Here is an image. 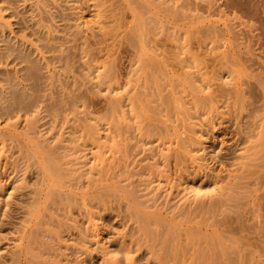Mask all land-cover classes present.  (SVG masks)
Wrapping results in <instances>:
<instances>
[{
    "label": "rangeland",
    "instance_id": "rangeland-1",
    "mask_svg": "<svg viewBox=\"0 0 264 264\" xmlns=\"http://www.w3.org/2000/svg\"><path fill=\"white\" fill-rule=\"evenodd\" d=\"M120 2V0H0V16H4L5 23L8 24L7 29L5 27L0 29V111H3L2 113L6 112L2 103L4 102V95L9 99L8 91L11 90L12 92L14 89L17 96L22 97L24 95V102L25 105L28 103L29 111L27 114H18L17 132L24 135L27 132L26 129L28 131L31 129L29 131V133L31 132L30 138L36 141L39 140L46 146L47 150L53 149L59 156V160L56 159L58 166L61 165V162L66 163L73 160V163H75L79 161L84 164L82 171L81 168L79 171L88 175L89 173L87 174L85 171H88L92 166L97 169H105L108 165H112L108 161L110 162V158H112L113 144L109 139L111 133L107 127H109L110 122L111 104L115 99L114 94L116 98L120 95L125 98L127 92L124 89L134 88L136 90L134 92L140 94V97L143 95L141 92L138 93L139 90L144 91L143 94L147 93L144 98L146 99L148 93H151L152 90L155 93V88L159 86L161 90H157L161 93L158 94L157 90L155 94L152 92L151 97L155 95L156 98L154 99L153 96L151 99H147L146 103L155 109L160 107L162 112L156 116L157 119L163 120V116L167 115L172 117L173 120L172 106H168L170 101H166L170 98L168 95H171V90H178L177 92H179L182 88L179 83L186 81V75L192 74L190 77L195 81V86L204 89V94L210 91L207 93L208 97L203 98L196 107L191 103L190 96L183 93H177L174 96L183 104L181 107L183 106V109H186H184V112H187L188 118L185 119V126L189 127V131L186 133L192 138L185 158L178 162V165L171 159L166 161L164 153L162 154L157 149L158 145L156 143L142 145L139 142V131L137 129L134 128L132 133L124 136L126 144L131 148L129 149L131 159L129 156L128 162L135 163L137 168L141 166L143 169L144 167L148 168V170L141 171L140 178L139 175L129 178V182L133 183L134 196L139 197L138 201L142 203L155 200L154 205L159 214L166 215L168 207L177 203L178 200H180L179 203L185 202V200L191 202V199L193 201L197 196L208 200L217 195L218 192L212 188L214 179L210 176L225 179L224 181H228L229 184H227L228 182L225 183L230 185V187H227L230 188L229 192L235 191L232 188L235 186L232 185L233 177L236 175L237 157L239 150L242 148L240 143L250 133L252 116L249 118L246 112L240 114L238 109V112L235 110L234 101L236 100L232 95L234 87L233 84L229 85L230 79L226 77L228 75L226 65L212 59L213 55L205 49V45L203 46L202 43L199 42L201 46H197L198 41L195 38H193L195 45L190 44L189 49L191 50L186 51L188 52L186 53L185 49L178 48L177 50L173 38L164 33L154 35V33L149 32L150 35L147 34V37L150 38V42L146 43V47L144 46L145 50L143 48L142 51H139L138 43H132V41H136L135 36L129 32L130 30L127 27L131 17L129 18L127 10L123 9ZM120 23L122 27L119 26ZM129 37L132 38V41ZM193 39L191 40L193 41ZM139 52H143V56H146L144 58L146 60L150 59L151 62L150 60H144L143 56L141 58L143 53H140V55ZM216 52L219 53L218 50ZM189 54L192 55V58ZM23 55L27 57L29 63L20 58ZM139 66H144L143 69L140 68V71L143 70L142 73L145 72V75H147L145 69L149 67L147 72L152 75L142 76L136 69H139ZM151 68L154 69L150 70ZM153 72L155 73L153 74ZM108 75L111 76L107 78ZM104 76L105 81L102 80ZM152 76L153 78H150ZM111 77L114 79L111 80ZM145 77H147V80ZM136 78L139 80L135 81ZM8 80L12 81L11 86L8 84ZM157 80L160 85H157ZM111 81L113 83L109 84ZM144 81L146 85H143ZM149 81H152L151 86L148 85V83L150 84ZM106 82L109 83L106 84ZM124 83L128 84L129 87L124 88L126 86ZM130 85L133 88H130ZM138 85L140 86L138 87ZM143 86L145 87L142 88ZM153 86H156L155 90ZM114 88L117 90H114L116 92L113 91ZM231 91L232 94H230ZM130 94L132 93L130 92ZM156 94L162 97L158 98ZM160 98L162 100H156ZM142 103L140 105L146 104L144 101ZM13 122H15V119L0 123V264H10L11 254L15 251L14 249L20 246L22 241L23 230L29 218V210L34 207L32 201L36 200L40 193V198H42L41 196L44 195L46 190L42 175L33 171L36 170V165H34L35 159L32 158L29 152V145L23 142L22 137L15 141L6 136L4 132L8 125ZM25 122L27 127H25ZM131 124L134 126L133 122ZM91 130L98 133L96 138H93L92 134L86 135V133H92ZM107 130L109 133H107ZM127 137H130V139ZM115 142L119 141L115 139ZM136 153L137 157L135 156ZM94 155L95 157L97 155V158H102L103 162L101 160L99 162L94 161ZM132 155L134 156L132 157ZM134 157L137 160L139 158L140 160L143 159L139 160L141 162H139V166ZM133 159L137 162H133ZM32 163L34 167L29 165ZM72 167L74 166L69 169H75L77 166ZM135 167L130 165L128 169L129 171H132L131 169L136 171L137 168L135 169ZM64 168L65 166L62 169ZM60 172L62 171H58V173ZM63 172L68 174V172ZM230 175H232L230 179L233 178V180L229 179ZM83 177L85 176L79 179L81 187L86 183V179L84 180ZM235 182L237 183V181ZM43 183L45 185H42ZM226 184L222 183L219 187L223 188ZM235 185L237 186V184ZM68 188V190L74 189L73 193L81 192V189L77 190V187L74 186L72 189L71 187ZM262 192H264V187L256 193L262 194ZM166 203H169V205ZM251 203L248 204L247 209H251L252 206L249 207V205H252ZM150 204L151 202L143 204L141 208L153 211V209L148 208ZM55 205L53 206L54 210L57 207ZM71 205L73 206V203ZM73 208L74 215L72 218L77 223V229H81L79 230L82 233L83 241L71 236L68 238L71 240L66 243L67 250H65V253L69 255L70 259H76L75 261L79 264H100L101 256L97 248L99 246L103 248L113 247L119 237L124 234V230H127V227L132 228L137 225V223L135 224V217H133L134 215L137 218V215H131L127 212L123 204L120 207L114 204L111 207L106 206L101 209L91 208L89 210L96 217L95 222L92 221L95 224V235L98 236L95 239L100 243L96 245V240L94 239V241L89 237L91 233L83 231L84 228L86 229L85 221L87 220L85 211L81 205H75ZM64 212L65 210L61 212L60 209L59 214L61 213V217L54 215V219L52 218L53 220H50V223L55 225L52 222H60L63 219L62 223L71 224L64 217L66 214ZM218 212L215 213L214 223L212 222L214 216L210 218L212 220L208 221L209 224L207 223L206 230L211 231L214 229L217 231V234L222 236L223 242L224 238L235 241L234 245H230L233 242H228L227 239L225 246L228 243V247L238 246L239 251L243 249V246L248 251H254L249 248V245L260 243L257 242V237L259 234L263 237L261 234L264 230L263 223H260L262 228L260 225H257L258 228L260 227L259 229L255 227L257 231L261 229V233L257 232L256 229V232L249 231L248 228L254 229L258 221H263L262 215H259V220L255 216L246 217L249 215L247 213L245 214L246 218H242L243 221L240 218L237 220L239 214H237V208L234 207L232 202H227V207L219 209ZM261 213L263 214L262 211ZM216 215L220 216L217 217ZM128 216L131 217V220L133 219L132 222ZM246 219L249 221L247 222ZM209 225L215 226L216 229L215 227H209ZM48 228L51 230L50 227ZM245 230H248L249 233ZM251 232H254L255 235ZM256 233L259 234L256 236ZM86 234H89V238ZM246 234H249V236ZM241 235L244 237L242 238ZM262 237H260V240ZM244 239H247V242H253L247 243ZM240 240L247 245L241 243ZM198 244L201 246L200 248ZM198 244L199 249L205 247L202 240ZM253 246L258 247V245ZM259 246H264V242ZM214 249L216 248L212 247V251ZM229 249L230 247L228 249L225 247L222 249L224 251L221 250L220 252L224 254L227 252V255L230 252L232 260H236L237 254H233L231 251L236 249L237 252V248L234 250H232L233 248ZM258 249L261 251L260 248ZM144 250L145 247L142 248L143 257L139 264H147L148 257H146ZM259 250H256V252ZM215 251L218 254V249ZM257 255H260V253H257ZM233 262L235 264L236 261H232L231 264Z\"/></svg>",
    "mask_w": 264,
    "mask_h": 264
},
{
    "label": "bare ground",
    "instance_id": "bare-ground-1",
    "mask_svg": "<svg viewBox=\"0 0 264 264\" xmlns=\"http://www.w3.org/2000/svg\"><path fill=\"white\" fill-rule=\"evenodd\" d=\"M120 1L123 9L127 10L129 18L131 17V21L129 23L127 22L129 24V26L127 24V27L130 30L129 32L136 37H134L136 41H132V38H129L131 39L132 43H138L137 46L139 48H137L139 51H142L143 48L145 50L146 43L150 42V38L147 37V34L150 35L149 32H151V34L154 33V35L164 33L169 34L173 38V43H175L174 45L176 46L177 50L178 48L182 50L185 49V52L191 50L189 49L191 47L190 44L195 45V43H193L195 42L193 38H195V40L198 41L197 46H201L200 43H202L203 46L205 45V49L213 55L212 59H214L216 62L219 61L220 63H224L226 65L225 67L228 69V75L226 77L230 79L229 85L233 84L232 86L234 87L233 94L232 91L230 94L234 95L236 100L234 101L236 105L235 110L237 111L238 109L240 114H245L246 112L249 118L252 116V122L250 123L249 130L250 133L248 134L247 138H244V140L240 143L242 144V148L239 150L237 157L238 163L236 165L237 169L235 172L236 175L234 174L235 176L233 177L237 183L233 180V178L230 179L232 175L229 176V179L233 180V185L232 183L230 184L235 186H231L235 191L229 192L230 188L227 187H230V185H227L229 182L227 181V183L224 181L225 179H217L214 176H210V178L214 179L212 188L218 192L217 195L213 196V198H209L208 200L207 198H199L200 196H197V198H195L193 201L191 199V202L185 200V202L183 201L179 203L180 200H178V202L176 201L177 203L168 207L166 210V215L162 214L164 217L157 211L156 206L154 205L155 200H149L142 203L138 201L139 197L134 196L135 191L132 187L133 183L129 182V178L138 175L140 178L141 171L148 170V168L144 167L143 169L142 166V168H137L135 167V163L131 164L132 160L130 161L131 163L128 162L127 159L131 155V151H129V149L131 148L128 147V144H126L124 136L132 133L134 128L137 129L139 131V142L142 145H151L156 143V145H158L157 149H159L162 154L164 153L163 155L166 157V161L171 159L178 165V162H181L185 158L187 154V148L189 147L190 142H192V138L190 135H188V133H186L189 131V127L185 126V119L188 118V114L186 111V113L184 112L185 108L183 109V106L181 107L183 104L179 102L180 100L178 101V99L174 96L177 93H183L187 96H190L192 99L191 103L196 107V105L198 106L203 98L208 97L207 93L210 91L209 90L206 94H204V89L202 90L201 88L195 86V81H193V78L190 77L192 74L186 75V81L179 83L180 86H182L179 92H177L178 90H171V95H168L170 98L166 101H170L168 106L173 107H171V113L172 116H174L173 120L171 119L172 117L167 115L163 116V120L156 118V116L162 112L160 107H157V110V108L155 109L150 104L148 105L146 103L147 99H151L153 96L154 99L156 98L155 95L151 97L153 90L151 93H148L149 95H147L148 98L146 99L144 98L146 97L145 94L147 93L143 94L144 91L139 90L138 93L141 92L143 95L140 97L141 95H138L137 92L135 93L134 91L136 90H134L133 86L131 85L130 88L133 89H124V91L127 93L123 91L126 93V96L124 94L125 98H122V95L116 98L114 94L113 96L115 99L111 104L109 113L110 122L109 127H107L111 133V137L109 139L113 144V147L111 146L113 149V154L111 156L112 158H110V162L108 161V163H112V165H108L105 167V169H97L93 166L90 167L88 171H85L87 174L89 173V177L88 175L82 174L79 171L80 168L82 171L84 166L82 162L76 161L73 163L72 160L67 161L66 163L61 162V165L58 166V161L56 159L59 160V156L53 149L47 150L46 146H44L39 140L36 141L35 139L30 138L31 132L29 133V131H31V129L29 131L26 129L27 132L24 131V135H21L17 132L16 122L19 120L18 114H27L29 111V105H27L28 103L25 105L23 98L24 95H22V97L17 96L16 91L13 89L14 91L12 90L11 92L10 90L7 92L9 99L8 97H5V95L3 97V109H5L6 112L2 113L3 111H0V123H5L10 119H15V122H13L11 125H8L4 132L6 133V136L14 139L15 141L21 139L22 137L23 142L29 145V152L32 158L35 159V163L33 161L32 162L34 165H36V170L33 171H36V174L38 173L39 175H42V181L46 184V190L44 195L41 196L42 198H40V193L36 200L32 199L34 207H32L33 209H30L31 211L29 210V218L26 222L27 225L23 230L22 241L20 246L17 249H14L15 251L11 254L12 258L10 259V264H79L77 261H75L76 259H70L69 255L65 253V250H67L66 243L71 240L68 238L75 236V238L77 237L78 240L83 241L82 233L80 232L81 229H77V223L72 218L74 215L72 210L74 209L73 207H75V205H81L85 211L87 220L85 221L86 229L84 228L83 231L91 233V235H88L90 239L94 240L96 237H98L96 236L97 234L95 235V224L92 223V221L95 222L94 220L96 217L93 216L94 214L89 209H101L105 208L106 206L111 207V205L114 204H117L119 207L121 204H123L127 212H129L131 215H137V218L133 215V217H135V224L137 223V225L132 228L127 227V230H124V234L119 237L118 241L113 247L110 246L111 248H103L102 246H99L97 248L101 256H99L101 261L100 264H139L141 258L143 257V252H141L143 247H145L144 253L146 257H148L147 264H150L152 261V264H231L232 261H236L235 264H264V246H259L264 242V230L262 231L260 229V231H262L261 233L256 229L258 228L257 225H260L261 227L262 223V227L264 229V192H262V194L258 193L261 195L256 193L260 188L264 187V0ZM3 17L2 15L0 16V29L2 27L6 28V26H8V24L5 23V18ZM2 20H4V22H2ZM119 26L122 27L121 23ZM131 34L129 35L131 36ZM168 38L171 40L169 36ZM191 39H193V41ZM217 50L219 53L216 52ZM143 52H139V54H142ZM143 55L144 53L141 55V58ZM144 57L146 58V56H143V58ZM20 58L24 62L29 63L26 56L23 55ZM145 58L144 60H146ZM147 60L149 61L150 59ZM143 67L139 66V69L136 68L139 73L142 74V76L145 75V72L142 73L143 70L140 71V68L143 69ZM148 68H146L145 71L147 75L151 76L152 74L147 72ZM152 69L154 68H151L150 70ZM154 73L155 72H153V74ZM110 76L111 75H108L107 78ZM153 76L150 78H153ZM147 77H145L146 80ZM110 79L112 80L114 78L111 77ZM102 80L105 81V76ZM107 80L109 81V79ZM136 80L139 79L136 78L135 81ZM128 81L130 82V80ZM11 82V80H8V84L10 86ZM151 82L150 84L148 83V85L151 86ZM107 83L109 82H106V84ZM111 83L113 82L111 81L109 84ZM127 85L128 84H126L124 88L129 87V85ZM143 85H146L145 81ZM157 85H160L158 84V80ZM139 86L140 85H138V87ZM150 86L149 88H151ZM144 87L145 86L142 88ZM155 87L153 86V89ZM155 89L161 90L159 86H157ZM114 90L116 89L114 88L113 91ZM156 90L155 93L158 91ZM130 92L132 94H130ZM160 93L158 91V94ZM158 94H156V96ZM138 96L141 100H143L141 101L138 99ZM160 96L161 95H158L157 97L159 98ZM156 100L162 99L160 98ZM143 101L146 104L140 105V103ZM204 101L202 102L204 103ZM135 103L139 104L136 105ZM238 116L240 115L238 114ZM126 121H132L134 126L131 124L132 122H129V124ZM25 127H27L26 122ZM108 130L107 133H109ZM89 134H92L93 138H96L98 133H95L94 131H92V133H86V135ZM115 139H117L120 143L115 142ZM128 139H130V137ZM19 143L22 144L20 141ZM38 145L42 148H40ZM59 149L61 148L59 147ZM133 156L134 155H132V157ZM135 156H138L137 153ZM97 157V155L96 157L94 155L93 160L99 162V160L102 158L100 159ZM135 159L137 160V158ZM135 159H133V162L136 161ZM139 160L140 158L137 160L138 166L140 165L139 162L143 159L141 158V160ZM101 162H103V160H101ZM33 163L29 165H33ZM34 165L32 167H34ZM130 165H133V167H135V169L137 168V170L133 171L134 169H131L132 171H129L128 168ZM62 166H65L67 169H62ZM71 166H74L72 168H75L76 166L77 167L75 169H69ZM58 171H65L68 172V174H65L64 172L58 173ZM82 176H85L83 177L84 180L86 179L85 185H82L84 188L81 187V182H79V179ZM44 183L42 185H45ZM222 183L226 184V186L223 188L219 187V185H222ZM235 184H237V186ZM73 186L77 187V190L81 189V192L73 193L72 191L74 189L68 190V187H71L72 189ZM41 192L43 191L41 190ZM150 202L151 204L148 205V208L153 209V211H148L145 210V208H141L143 204H148ZM227 202H232L234 207L237 208V214H239L237 215V217L239 216L237 220H239V218L240 220L242 218L245 219L249 216H255L258 218L259 215H262L263 217V221L258 218L260 220L258 221L259 223L255 220L257 224L254 226V229L248 228L249 231H255L256 229L257 232H260L263 235L262 237L259 233V235L256 233V236L258 235V239L256 238L258 241H256L260 242L258 244L255 242L258 247L253 246H257L256 244L252 243L253 241H248L249 243L253 244L249 245V248H252L254 251H248L246 248L245 250V246H243V249L240 248V251L238 250V246H229V250H231V248H233L232 250L237 248V252L236 249L231 251L233 254H237L236 260H232L233 258L230 256V252L228 255L227 252L226 254L220 252L225 247L226 249L229 248L227 242V246H225V241L228 238L223 237L225 239L223 242L222 236L218 235L217 231L214 229L211 231L206 230L209 224L208 221L212 220L210 218L214 216L212 220L214 223L215 213L218 212L219 209L227 207ZM72 203L73 206L71 205ZM249 203L252 204L249 205V207L252 206L251 209L246 208ZM55 204L57 207H59H56L54 210L53 206ZM166 204L169 205V203ZM60 209L61 212L65 210L64 213L66 214L64 217H66L67 220L71 222V224L67 222L62 223V221H64L63 219L60 222L54 221L55 223L51 221L55 225L50 223V220L54 219V215L61 217V213L59 214ZM220 211L218 212L219 214ZM261 211L263 214H260ZM247 213L249 215L245 217V214ZM219 216L220 215L217 217ZM128 218L131 220V217L128 216ZM246 221L248 222L249 220L246 219ZM251 222L250 224H254V222ZM85 223L83 224L85 225ZM213 223L211 224L214 225ZM244 226L242 227L244 228ZM48 227H50L51 230H49ZM209 227L214 228L215 226L209 225ZM248 230L245 231L247 232ZM253 233L254 232H251V234ZM253 235H255V233ZM253 235L252 237H254ZM247 236H249V234ZM259 236L262 237L261 240ZM241 237L243 238L244 236L241 235ZM200 240H202L203 244H205V247H202L203 249H199L201 247L199 245L200 243L198 244ZM229 240L230 239L227 241L233 242L232 240ZM244 240L247 242V239ZM234 242L230 245H234ZM98 244L100 243L97 242L96 245ZM197 244L199 245V248L197 247ZM207 245H210V249ZM212 247L218 249V254H216V249H214L215 252L212 251ZM258 248H260L261 251ZM256 250L259 251L256 252ZM257 253H260V255H257Z\"/></svg>",
    "mask_w": 264,
    "mask_h": 264
}]
</instances>
